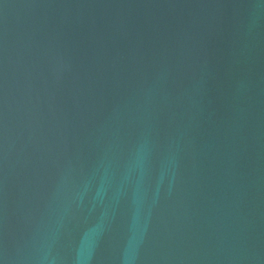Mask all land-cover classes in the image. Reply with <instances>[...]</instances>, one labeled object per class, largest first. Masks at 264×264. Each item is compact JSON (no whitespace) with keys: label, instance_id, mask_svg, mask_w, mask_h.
I'll return each mask as SVG.
<instances>
[{"label":"water","instance_id":"95a60500","mask_svg":"<svg viewBox=\"0 0 264 264\" xmlns=\"http://www.w3.org/2000/svg\"><path fill=\"white\" fill-rule=\"evenodd\" d=\"M0 264H264V0H0Z\"/></svg>","mask_w":264,"mask_h":264}]
</instances>
